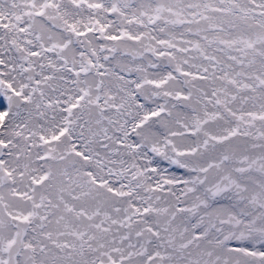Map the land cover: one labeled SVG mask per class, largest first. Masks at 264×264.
I'll return each mask as SVG.
<instances>
[{"label":"snow or ice","instance_id":"obj_1","mask_svg":"<svg viewBox=\"0 0 264 264\" xmlns=\"http://www.w3.org/2000/svg\"><path fill=\"white\" fill-rule=\"evenodd\" d=\"M0 264H264V0H0Z\"/></svg>","mask_w":264,"mask_h":264}]
</instances>
